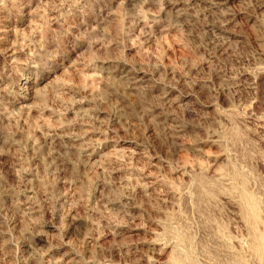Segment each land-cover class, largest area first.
Listing matches in <instances>:
<instances>
[{
  "label": "rangeland",
  "instance_id": "1",
  "mask_svg": "<svg viewBox=\"0 0 264 264\" xmlns=\"http://www.w3.org/2000/svg\"><path fill=\"white\" fill-rule=\"evenodd\" d=\"M0 264H264V0H0Z\"/></svg>",
  "mask_w": 264,
  "mask_h": 264
}]
</instances>
